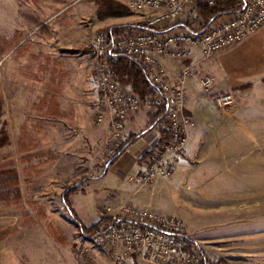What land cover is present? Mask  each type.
Returning <instances> with one entry per match:
<instances>
[{"label": "rangeland", "instance_id": "rangeland-1", "mask_svg": "<svg viewBox=\"0 0 264 264\" xmlns=\"http://www.w3.org/2000/svg\"><path fill=\"white\" fill-rule=\"evenodd\" d=\"M145 17L126 0H0V264H52L58 255L65 263L80 256L91 264L102 252L80 234L61 194L78 187L71 202L81 221L88 217L85 225L108 217L111 195L131 186L124 164L101 177L106 135L94 123L97 89L87 69L97 31L119 26L130 33ZM179 24L198 30L196 6L172 27L187 29ZM214 56L195 53V63L181 67L200 81L208 73L198 66ZM247 151L238 143L236 162L220 171L207 157L183 155V169L153 198L152 210L178 218L208 259L264 264V161L249 163ZM89 200L93 213L83 214L80 204Z\"/></svg>", "mask_w": 264, "mask_h": 264}, {"label": "built area", "instance_id": "built-area-1", "mask_svg": "<svg viewBox=\"0 0 264 264\" xmlns=\"http://www.w3.org/2000/svg\"><path fill=\"white\" fill-rule=\"evenodd\" d=\"M241 9L221 17L202 31L174 29L186 9L198 4L215 5L216 0H126L132 11L146 15L143 27L110 36L107 30L94 34L91 44L92 71L97 89L95 125L106 127L103 159L109 161L124 139L127 120L138 113L163 110L155 127L165 137L153 149L139 174L129 178L142 187L174 175L183 157L192 125L183 115L185 83L193 75L190 67L171 72L164 61H182L199 53L210 58L228 50L249 35L264 28V0H236ZM112 54L137 59L147 70L151 92L137 96L129 86L117 82L109 60ZM206 74L199 84L205 93L214 86ZM218 110L235 104L232 92L214 95ZM113 225L94 236L89 243L105 253L111 264H227L208 259L185 235L181 221L157 211L124 204L105 207ZM206 258V261L204 262Z\"/></svg>", "mask_w": 264, "mask_h": 264}, {"label": "crops", "instance_id": "crops-1", "mask_svg": "<svg viewBox=\"0 0 264 264\" xmlns=\"http://www.w3.org/2000/svg\"><path fill=\"white\" fill-rule=\"evenodd\" d=\"M195 60L193 57L180 62L166 60L164 64L171 72H175L183 66V61L185 64H194ZM92 66L90 65L88 69L85 67L87 75L90 71L93 75ZM198 69L212 75L215 82L209 93H205L201 89L197 77L190 78L185 83L183 115L192 124L189 127L188 143L184 153L185 160L198 156L207 157L209 160L206 163L216 164L217 170H219L222 164L236 162L234 160L235 147L238 146V143H242L248 148L249 163L264 161V155L260 154L262 148L264 150V28L249 35L228 50L216 54L211 62L199 65ZM227 91L235 94L234 106L224 111L216 109L214 95ZM153 116V112H141L131 116L124 127V141L131 135L141 133L152 122ZM101 129L106 135V127H101ZM161 137L163 134L155 126H152L127 147L113 166L124 164V167L131 170L132 173L128 176V180L131 176L139 174L146 168L148 154L158 145ZM251 146H253L252 150H250ZM213 158L214 160H212ZM183 163L184 159L181 158L176 173L183 169ZM110 168L104 176H101L102 178L108 175ZM129 182L130 187H124L121 191L111 195L115 208L131 204L152 210L153 198L158 189L168 181L159 179L149 187H142L137 181L129 180ZM221 190L225 195L235 194L234 188L231 187H221ZM81 196L85 197L86 195L81 194ZM71 200L72 198L70 202ZM91 200V207L95 206L92 208L94 211L98 204L94 197ZM89 202L90 200L82 201L80 204L79 209L83 214L85 211L92 212ZM74 210L76 211V209ZM79 216L81 217L80 214ZM84 220L90 222L88 217H84ZM97 221L98 219L85 225L89 226ZM58 256L52 258L59 262L52 264H82V259H84L80 256L74 257L71 258L72 262L65 263L63 262L64 258ZM89 260L93 261L91 264H111L108 256L103 252L92 255Z\"/></svg>", "mask_w": 264, "mask_h": 264}, {"label": "trees", "instance_id": "trees-1", "mask_svg": "<svg viewBox=\"0 0 264 264\" xmlns=\"http://www.w3.org/2000/svg\"><path fill=\"white\" fill-rule=\"evenodd\" d=\"M241 9V5L238 4L236 0H216L215 5L210 7L206 4L196 5V11L198 19L200 20V25L197 31H202L207 29L213 22L217 21L223 16H230L236 14ZM184 26L188 30H191L189 25H177ZM124 27H110L107 32L110 36L118 33L119 29ZM110 67L112 69V75L114 79L126 86H129L132 91L139 97H145L151 92V83L148 78V73L145 67L135 58L123 55V54H112L109 60ZM163 110H160L154 120L147 126L141 133L137 135H131L127 140H125L119 147L117 153L106 163L102 176H104L108 169L113 166L118 159L122 156L128 146L132 144L133 141L137 140L143 133L147 132L152 126L160 120ZM163 134V132H161ZM164 136L161 137L159 145L163 144ZM150 152L148 155H151ZM78 187L68 188L61 194V201L71 217L74 225L79 230L80 234L86 239L91 240L94 236L99 234L102 230L108 229L113 225V220L110 217H103L99 219L96 223L86 226L82 223L77 213L73 209L70 197L77 193ZM206 261V258L204 262Z\"/></svg>", "mask_w": 264, "mask_h": 264}]
</instances>
